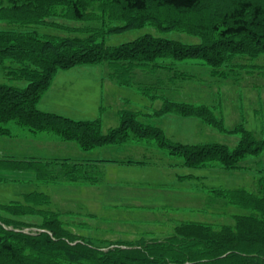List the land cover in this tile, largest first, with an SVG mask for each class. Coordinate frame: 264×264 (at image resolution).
<instances>
[{
	"label": "rangeland",
	"instance_id": "1",
	"mask_svg": "<svg viewBox=\"0 0 264 264\" xmlns=\"http://www.w3.org/2000/svg\"><path fill=\"white\" fill-rule=\"evenodd\" d=\"M118 1L0 0V30L30 27L40 35L91 37L109 47L149 35L183 44L203 43L212 61L156 59L125 70L127 85L118 83L120 69L108 63L58 69L41 93L38 110L74 121L97 120L103 133L119 126L121 110L137 111V121L161 129L171 144H220L228 149L237 145L239 135L220 132L202 119L157 112L164 100L188 103L206 107L227 131L242 124L262 141L263 150L247 157L240 169L220 168L222 174L213 169L215 184L221 182L228 189L221 191L228 201L210 193L213 198L207 208L212 209V217L202 214L206 223L212 222L206 232L193 228L196 233L190 235L181 232L185 224L173 226V220L164 226H146L110 216L115 211L109 208V195L103 194L107 186L102 178L105 200L94 212L89 209L94 196L79 195L74 189L79 188L68 183L66 174L72 165L51 169L18 165L13 161L21 152L6 149L9 163L0 165V243L19 248L31 264H264V30L254 29L252 37L220 38L212 26L221 15L208 19L227 9L228 4L222 9L220 5L225 0H204L187 12L154 3L143 12L123 11ZM73 4L82 13L81 20L74 18ZM215 47L220 49L214 52ZM15 79L9 68L0 65V83L12 84ZM9 131V136L0 137L11 138L15 145H22L19 137L32 144L47 138L25 126L9 125ZM111 153L140 156L131 150ZM48 221L63 231L54 236L45 226ZM46 237L52 243L46 244Z\"/></svg>",
	"mask_w": 264,
	"mask_h": 264
},
{
	"label": "trees",
	"instance_id": "2",
	"mask_svg": "<svg viewBox=\"0 0 264 264\" xmlns=\"http://www.w3.org/2000/svg\"><path fill=\"white\" fill-rule=\"evenodd\" d=\"M203 1L119 0L118 2L123 11L143 12L149 3H154L158 6L187 12L200 6ZM262 1H221V9L228 4L227 9L223 13L219 10L212 14L208 20L219 19L221 15V21L212 26L220 38L252 37L255 34L254 29L264 30V3ZM72 11L76 20L83 18L82 13L74 4ZM26 25L37 26L34 23H26ZM220 26H222L221 30ZM29 29L30 27L20 31L10 28L0 30V65L9 68L12 75L16 77L15 83H0V136H9L11 134L9 125H13L25 126L32 132H52L63 139L77 141L79 146L85 149L103 143L125 144L135 141L146 146H154L151 143L156 142L157 148L182 160L183 165L190 168L240 169L241 162L247 160V157L250 158L262 152V141L256 139L242 124L227 131L223 125H219L214 120L213 115L204 106L164 100L157 112L199 118L220 132L235 133L240 136V139L233 149L220 144H171L161 129L137 121V112L121 110L119 126L103 135L97 120L74 121L42 112L37 108L41 93L58 69H67L87 63H108L116 71L120 69L118 76L116 75L118 83L127 85L129 82L125 79V70L132 66L147 65L156 59L180 60L205 57L207 62L212 61L206 53L208 52L207 45L203 43L183 44L180 41L147 35L122 46L109 47L91 37L40 35L36 30ZM219 49L220 47H215L214 52ZM20 81L25 82V85H16ZM229 193L224 192V195L228 196ZM45 226L54 236H57L59 230L63 231L53 221L46 222ZM193 228L199 229L200 232L207 230L205 225L190 224L182 227L181 232L192 235L196 233ZM45 243L50 244L52 240L46 237ZM29 244H34V241L30 240ZM18 249L0 243V263L31 264ZM119 264L125 263L120 262Z\"/></svg>",
	"mask_w": 264,
	"mask_h": 264
},
{
	"label": "crops",
	"instance_id": "3",
	"mask_svg": "<svg viewBox=\"0 0 264 264\" xmlns=\"http://www.w3.org/2000/svg\"><path fill=\"white\" fill-rule=\"evenodd\" d=\"M42 133L47 136L46 140L40 139L35 144L19 137L22 145H15L11 138L0 137V165L9 161L4 157L6 149L21 152V156L13 161L18 162V165H47L50 169L53 165H72L66 174L67 179H70L68 183L79 188H74L79 195L94 196V201L91 202L95 205L89 207L94 212L101 209L102 201L105 200L101 198V178L102 185L107 186L103 194L109 195V208L115 211V214L110 216H123L132 224L164 226L173 220V226H206L212 222L206 223V219L211 218L213 214L212 209L207 208V201L211 202L212 195H218L222 200L228 201L221 196V191L228 189L222 188L221 182L219 185L215 184L216 173L213 169L218 172L219 167L190 168L163 149L135 141L125 144L103 143L85 149L80 147L77 141L63 139L52 132ZM101 133L105 135L108 132ZM168 137L173 139L171 137L174 136ZM115 149H118V152L139 151L140 156L126 154L117 157L111 153ZM24 150H27V153ZM219 172L222 174V169ZM93 175L94 179L91 177ZM96 176L100 179L97 180ZM85 185L93 187L88 188L89 186ZM235 186V189H238L239 185ZM121 209L126 212L121 214ZM202 213H208V217H203Z\"/></svg>",
	"mask_w": 264,
	"mask_h": 264
}]
</instances>
